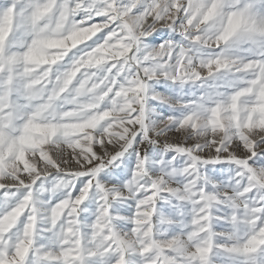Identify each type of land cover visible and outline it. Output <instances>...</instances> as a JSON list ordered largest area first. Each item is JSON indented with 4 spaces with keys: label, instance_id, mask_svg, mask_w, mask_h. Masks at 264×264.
<instances>
[{
    "label": "snow or ice",
    "instance_id": "snow-or-ice-1",
    "mask_svg": "<svg viewBox=\"0 0 264 264\" xmlns=\"http://www.w3.org/2000/svg\"><path fill=\"white\" fill-rule=\"evenodd\" d=\"M0 264H264V0H0Z\"/></svg>",
    "mask_w": 264,
    "mask_h": 264
}]
</instances>
